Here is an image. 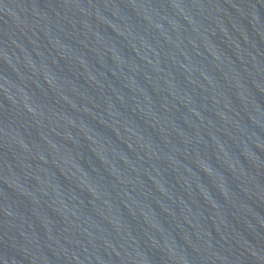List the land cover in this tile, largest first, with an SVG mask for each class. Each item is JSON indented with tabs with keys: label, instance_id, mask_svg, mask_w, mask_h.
<instances>
[{
	"label": "water",
	"instance_id": "95a60500",
	"mask_svg": "<svg viewBox=\"0 0 264 264\" xmlns=\"http://www.w3.org/2000/svg\"><path fill=\"white\" fill-rule=\"evenodd\" d=\"M0 264H264V0H0Z\"/></svg>",
	"mask_w": 264,
	"mask_h": 264
}]
</instances>
